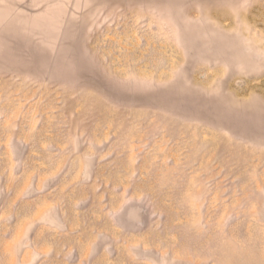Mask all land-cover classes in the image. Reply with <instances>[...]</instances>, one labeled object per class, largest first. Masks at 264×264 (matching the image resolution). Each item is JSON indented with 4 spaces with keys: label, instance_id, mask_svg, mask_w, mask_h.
<instances>
[{
    "label": "rangeland",
    "instance_id": "rangeland-1",
    "mask_svg": "<svg viewBox=\"0 0 264 264\" xmlns=\"http://www.w3.org/2000/svg\"><path fill=\"white\" fill-rule=\"evenodd\" d=\"M0 264H264V0H0Z\"/></svg>",
    "mask_w": 264,
    "mask_h": 264
}]
</instances>
